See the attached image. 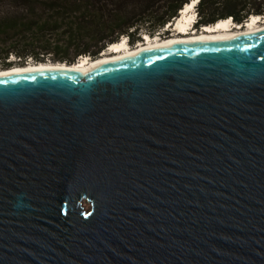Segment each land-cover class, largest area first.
<instances>
[{
  "label": "water",
  "instance_id": "95a60500",
  "mask_svg": "<svg viewBox=\"0 0 264 264\" xmlns=\"http://www.w3.org/2000/svg\"><path fill=\"white\" fill-rule=\"evenodd\" d=\"M47 62L0 73V264H264V29Z\"/></svg>",
  "mask_w": 264,
  "mask_h": 264
},
{
  "label": "trees",
  "instance_id": "16d2710c",
  "mask_svg": "<svg viewBox=\"0 0 264 264\" xmlns=\"http://www.w3.org/2000/svg\"><path fill=\"white\" fill-rule=\"evenodd\" d=\"M189 0H0V67L26 61L73 63L110 43L153 36ZM195 27L264 16V0H198ZM12 56L15 59H12Z\"/></svg>",
  "mask_w": 264,
  "mask_h": 264
},
{
  "label": "bare ground",
  "instance_id": "6f19581e",
  "mask_svg": "<svg viewBox=\"0 0 264 264\" xmlns=\"http://www.w3.org/2000/svg\"><path fill=\"white\" fill-rule=\"evenodd\" d=\"M195 0L187 1L179 10L178 15L170 22L167 23V28L171 27L174 32V35L166 38H162L160 36H149L146 33H143V43L139 44L136 48L131 49L128 47L125 39L121 41L118 40L116 42L110 43L108 47L105 48L109 52L108 55L100 56L96 59H90L89 56L85 55L80 60L71 64V67L77 69H86L88 65L106 61L121 55L133 53L137 50L144 49L151 46H156L162 43L173 42L177 40H186V39H200V38H215V37H223V36H231V35H239L241 33L258 31L260 29H264V18L261 15L251 14L245 21L242 23H235L233 20L227 19H219L214 24L204 25L200 31H196L192 26V22L194 20V13L192 8L194 6ZM125 37V36H124ZM103 53V51L101 52ZM54 65L52 62L43 61L38 65L28 62L24 65H14L9 67L8 69H0V73H4L6 71H18L21 69H26L29 67H42V66H51ZM63 65H66L63 63Z\"/></svg>",
  "mask_w": 264,
  "mask_h": 264
},
{
  "label": "rangeland",
  "instance_id": "374dc122",
  "mask_svg": "<svg viewBox=\"0 0 264 264\" xmlns=\"http://www.w3.org/2000/svg\"><path fill=\"white\" fill-rule=\"evenodd\" d=\"M190 1V0H189ZM192 1V0H191ZM190 1V2H191ZM196 2V1H195ZM194 2V3H195ZM196 3L194 4V6H193V8H192V11H193V13L196 11L197 12V10H196ZM195 15V14H194ZM263 18H264V16H263ZM193 27H195V23H193ZM201 27H199L198 29H200ZM155 35H157V36H160V37H164V38H166V37H170V36H172V35H174V32H173V30L171 29V27H168L167 28V26L165 25L163 28H161L160 29V31H158V32H156L153 36H155ZM152 36V37H153ZM143 34L141 35V40H134L133 41V43H130V42H128V39H127V37L125 36H123V37H120V41L122 40V39H125V42L127 43V45H128V47L129 48H131V49H134V48H136L139 44H141V43H143L142 41H144L143 40ZM108 49V48H107ZM107 49L105 50L104 49V51H103V53H99V55L96 57V58H98V57H100V56H104V55H108L109 54V52L107 51ZM90 57V56H89ZM96 58H91L90 57V59H96ZM12 59H15L13 56H12ZM12 66H14V65H12ZM0 69H4V68H1L0 67Z\"/></svg>",
  "mask_w": 264,
  "mask_h": 264
},
{
  "label": "flooded vegetation",
  "instance_id": "af4514ba",
  "mask_svg": "<svg viewBox=\"0 0 264 264\" xmlns=\"http://www.w3.org/2000/svg\"><path fill=\"white\" fill-rule=\"evenodd\" d=\"M179 13V12H178ZM224 19H227V18H224ZM232 21V20H231ZM212 24H214V23H212ZM204 25H202V26H198L197 28L196 27H193V26H191V28H193L194 30H198V31H200L201 30V28L203 27ZM199 27H201L200 29H198Z\"/></svg>",
  "mask_w": 264,
  "mask_h": 264
},
{
  "label": "built area",
  "instance_id": "2783aa9c",
  "mask_svg": "<svg viewBox=\"0 0 264 264\" xmlns=\"http://www.w3.org/2000/svg\"><path fill=\"white\" fill-rule=\"evenodd\" d=\"M190 1H191V0H190ZM195 1H196L195 3H197L198 0H195ZM194 14H195V15H194V19L196 20V18H197V12L195 11ZM162 28H163V27H162Z\"/></svg>",
  "mask_w": 264,
  "mask_h": 264
},
{
  "label": "clouds",
  "instance_id": "9594fccd",
  "mask_svg": "<svg viewBox=\"0 0 264 264\" xmlns=\"http://www.w3.org/2000/svg\"><path fill=\"white\" fill-rule=\"evenodd\" d=\"M167 25V24H166Z\"/></svg>",
  "mask_w": 264,
  "mask_h": 264
}]
</instances>
